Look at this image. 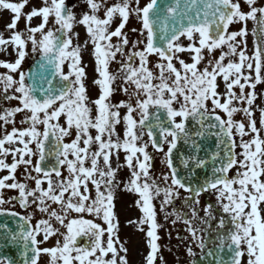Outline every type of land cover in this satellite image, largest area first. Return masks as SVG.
<instances>
[{
    "label": "snow or ice",
    "instance_id": "6c2138e0",
    "mask_svg": "<svg viewBox=\"0 0 264 264\" xmlns=\"http://www.w3.org/2000/svg\"><path fill=\"white\" fill-rule=\"evenodd\" d=\"M82 3L86 10L78 17L67 0H41L27 13L29 0H0V10L12 14L10 35L0 33V54L15 57L0 60V172H7L0 176V216L15 223L0 222V264H41L45 256L47 264H128L114 212L117 190L137 196L144 264L163 262L157 201L165 221L174 217L173 225H184L187 236L177 238L190 237L191 264H264V91L257 92L264 85V4ZM22 17L25 28L18 30ZM36 17L41 22L33 27ZM132 18L140 25L131 29L135 40L125 31ZM77 25L86 30L84 44L73 43ZM233 25L240 27L230 30ZM89 43L95 99L82 59ZM117 93L126 99L114 101ZM17 114L26 127H16ZM156 153L167 169L159 177ZM125 168L129 176L121 181ZM5 190L17 194L5 199ZM206 193L215 202L201 207ZM181 198L185 211L174 207ZM16 204L25 214L12 210ZM37 212L42 218L33 223ZM54 237V246L45 247Z\"/></svg>",
    "mask_w": 264,
    "mask_h": 264
},
{
    "label": "flooded vegetation",
    "instance_id": "af4514ba",
    "mask_svg": "<svg viewBox=\"0 0 264 264\" xmlns=\"http://www.w3.org/2000/svg\"><path fill=\"white\" fill-rule=\"evenodd\" d=\"M111 2H115V0H111ZM144 2H145V0H142V5ZM67 4L69 7H71L73 5H77V7L74 8V11L77 13L78 17H79L80 13H82L83 11L86 10V6L82 3V0H67ZM102 15H103V13L101 12V16ZM11 18H12V14L9 11L0 10V33H3L5 37L10 35V33L6 30V25L11 22ZM117 23H118V21H117ZM113 27H115V25H113ZM139 27H140V25L135 18L130 19L128 25L126 26L125 31L128 32L131 40H135L138 38L137 34L131 32V29L139 28ZM24 28H25V26L23 25V17H22L21 20L19 21L18 30H23ZM74 31L79 34V39H78V41L74 39L73 43L74 44H76V43L84 44L85 40L87 39L85 28L82 25H77L74 28ZM113 42L114 43L116 42L115 38H113ZM185 43H187V42L185 41ZM30 47L31 46L29 45V48ZM8 51L11 52V49H8ZM187 58L189 59V57H187ZM14 59H15L14 56H7L4 54H0V60H14ZM30 59L31 58L26 59L25 63ZM82 59H83V63L85 65H87V68H86V72H87L86 85L88 88V94H89L90 98L95 99L98 97L99 90L93 84V80L96 78V73L94 71L95 63H94V57L92 55V45L90 43L87 45V48L83 50ZM189 62H190V59H189ZM25 63H24V65H25ZM24 65H23V67H24ZM111 69L116 70L117 65L112 64ZM4 71H5L4 69L0 68V72H4ZM122 99H126V97H124L120 93H117L113 97L114 101H119ZM3 106L7 107V103H5ZM93 111H95V110L93 109ZM122 114H123V110H122ZM15 119L17 121L16 127H18V128L21 127V125L19 123V121L22 119L21 114H17ZM117 131L121 133V137H122V135H123L122 126H119ZM93 135H95L94 131H93ZM74 137H75V133L73 132V135L71 137L65 138V142L66 143L71 142V139H74ZM145 139H147V137H145ZM149 151L152 152L151 148H149ZM120 159H121V162H123V153L121 154ZM65 175H66V172H65ZM128 176H129V172L126 168L121 170L119 173V179L121 181H126ZM123 192H124L123 190H121V191L117 190L116 191L115 201H114V212H115L116 217L118 218V221L120 218H122V219H124L125 225H127V224H132V223H129L130 219H132L134 217H141V212L139 211V209L135 205V201L137 199V196L134 194H131V193L129 195L120 196V194H123ZM16 194L17 193L12 192V190H5L4 191L5 199H8L11 196H14ZM4 206L11 207V205H7V204ZM15 209H20L18 204H16ZM130 209H132V211H131L132 212L131 214H133L132 218H129ZM28 211H32V209H29ZM37 219H38V212L35 214L33 223H35V220H37ZM97 222H99V221H97ZM61 231L63 232L64 229H61ZM56 239L57 238H55V237L51 238L48 241V243L45 244L44 246L45 247L54 246ZM78 243L83 245V244L87 243V241H86V239H79ZM138 251H139V259H137V260L134 259L133 261L138 262L139 264H144V257H145L146 252H147V248H146V245L144 244V242L141 243V245L138 248ZM175 254L177 255L176 251H175ZM47 260H48L47 256L42 257L41 264H47Z\"/></svg>",
    "mask_w": 264,
    "mask_h": 264
},
{
    "label": "rangeland",
    "instance_id": "374dc122",
    "mask_svg": "<svg viewBox=\"0 0 264 264\" xmlns=\"http://www.w3.org/2000/svg\"><path fill=\"white\" fill-rule=\"evenodd\" d=\"M259 3H260V4H264V0H259ZM39 6H41V0H38V3H36V7H39ZM25 8H26V7H25ZM245 10H247V9L245 8ZM36 20H37V24L39 25V23L41 22V19L38 17ZM251 22H252V21L249 20L248 24H250ZM239 27H240V25H233V26L231 27L230 30H238ZM247 27H248L249 32H250L251 29H252V27H253V24H250V26L247 25ZM248 48H249V53H251V49H252V37H251V35L248 36ZM216 55L218 56V55H219V52H217ZM187 57H188L187 54H185V55L183 56V58H184L186 61L189 62V60H187ZM262 91H264V85L258 86V88H257V92H262ZM256 103H257V104H261L262 101L258 99ZM256 115H257V118H258V117H259V112H257ZM236 118H237V119H240L241 117H240V116H237ZM60 123L62 124V118H61V120H60ZM23 127H26V126L24 125ZM40 128H41V131H42V126H40ZM33 160L35 161V158H33ZM22 172H24V169H23V168H22ZM45 186H46V185H45ZM181 195H182V194H181ZM205 201H208V202H212V203H214V202H215V196L212 195V194H205L204 196H202V197H201V207H203ZM182 210H185V208L182 207ZM131 211H132V209H130V211H129V217H130V218L133 217V214H131V213H132ZM202 214H203V213H201V215H202ZM160 217L162 218V222H163V223H167V224H168V227H171V226H170V224H171V219H174V217L169 218V220H167V221L164 220V215H163V213L160 214ZM132 219H133V220H137L138 218L134 217V218H132ZM165 226H166V225H165ZM177 227L180 228V229L178 230V232H181V231L184 230V225H183L182 223H180V222L177 224ZM185 236H187V233L184 235V237H185ZM178 237H182V236L179 235ZM145 239H146V238H145ZM188 240H191L190 237L188 238ZM145 241H146V240H145ZM185 241H187V240L178 239V238H175L173 234L169 236V234L167 235V234L165 233L164 236L161 237V241H159V242H160L162 248L164 249V251H166L167 254H169V253L171 252V250H169L170 247H171V244H172V247H173L174 244H178V243H180L181 246L183 247L182 244L185 243ZM137 242H138V241H137ZM135 252H136V251H135ZM131 257H132V256L129 255V251H128V256H127L128 264H133V262L131 261ZM167 257H168V255H167ZM135 259H136V260L139 259V252H138V253L136 252ZM173 262H174V261L172 260V261H171V264H172Z\"/></svg>",
    "mask_w": 264,
    "mask_h": 264
},
{
    "label": "water",
    "instance_id": "95a60500",
    "mask_svg": "<svg viewBox=\"0 0 264 264\" xmlns=\"http://www.w3.org/2000/svg\"><path fill=\"white\" fill-rule=\"evenodd\" d=\"M48 163V162H47ZM54 163V160H52V162L48 163L49 166ZM0 222H7L11 227L15 228V223L12 221V219L10 217H4V216H0ZM9 255L13 256V258H17L16 257V252L15 250H10L8 251ZM18 259V258H17Z\"/></svg>",
    "mask_w": 264,
    "mask_h": 264
}]
</instances>
